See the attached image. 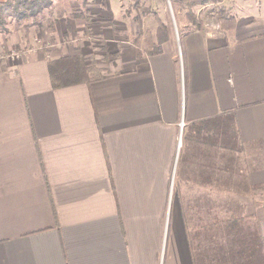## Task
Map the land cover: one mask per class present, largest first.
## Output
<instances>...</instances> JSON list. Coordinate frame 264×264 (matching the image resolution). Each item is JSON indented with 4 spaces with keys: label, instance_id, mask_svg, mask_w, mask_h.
Returning a JSON list of instances; mask_svg holds the SVG:
<instances>
[{
    "label": "crops",
    "instance_id": "1",
    "mask_svg": "<svg viewBox=\"0 0 264 264\" xmlns=\"http://www.w3.org/2000/svg\"><path fill=\"white\" fill-rule=\"evenodd\" d=\"M261 1L218 0V30L180 20L159 53L31 24L0 62V264H204L229 212L264 238ZM76 53L105 77L52 88L47 59Z\"/></svg>",
    "mask_w": 264,
    "mask_h": 264
},
{
    "label": "rangeland",
    "instance_id": "2",
    "mask_svg": "<svg viewBox=\"0 0 264 264\" xmlns=\"http://www.w3.org/2000/svg\"><path fill=\"white\" fill-rule=\"evenodd\" d=\"M218 3V0H193L190 3L187 0H49V4L34 15L24 17L11 13L4 15L0 22V62L16 57L26 46L32 45L31 42L35 38L33 32L36 31L32 28L30 34L28 28L32 23H36L34 26L37 29V22L40 19L49 20L59 13H63L65 17L63 20L66 19V22L70 15H78L74 20L82 28L76 35L78 38L88 35L91 40H96L101 38V35H98L103 33V29H108L107 26L112 29L116 27L120 31L119 34L127 35L132 39L136 37L143 46L155 49L160 34L157 33L158 20L167 27L168 37H176L177 31L180 30V20L189 21L187 14H193L202 27L218 30L221 22L218 19ZM260 3L264 5V0ZM75 42L72 41V44ZM22 43L27 45L23 46ZM243 145L245 157L251 150L261 155L264 153L262 144Z\"/></svg>",
    "mask_w": 264,
    "mask_h": 264
},
{
    "label": "trees",
    "instance_id": "3",
    "mask_svg": "<svg viewBox=\"0 0 264 264\" xmlns=\"http://www.w3.org/2000/svg\"><path fill=\"white\" fill-rule=\"evenodd\" d=\"M49 4V0H0V22L4 15L11 13L19 17L34 15ZM221 9V8H220ZM189 12V11H187ZM71 17L78 15L72 14ZM189 23L199 28L198 22L193 14H187ZM158 20V18H157ZM168 29L163 22L158 20L156 40L157 47L149 48V53L162 51L160 45L168 38ZM86 58L79 53L59 56L47 59L48 73L52 88L70 85L73 83H89L93 80L105 77V70L95 64L94 61L85 62ZM213 119H221L227 122L229 147L234 146L232 141L231 126L232 117L221 114ZM229 212L227 219L213 216L212 227L217 228L216 238L211 243V258L204 264H264V238L259 235L256 225L245 217H235ZM220 230V232H219ZM214 232V230H213ZM230 259V260H229ZM229 260V262H228Z\"/></svg>",
    "mask_w": 264,
    "mask_h": 264
}]
</instances>
